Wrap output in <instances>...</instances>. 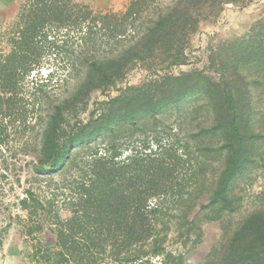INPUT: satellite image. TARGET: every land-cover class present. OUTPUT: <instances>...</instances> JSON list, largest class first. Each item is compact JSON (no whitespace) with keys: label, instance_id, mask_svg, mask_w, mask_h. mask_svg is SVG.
Masks as SVG:
<instances>
[{"label":"trees","instance_id":"obj_1","mask_svg":"<svg viewBox=\"0 0 264 264\" xmlns=\"http://www.w3.org/2000/svg\"><path fill=\"white\" fill-rule=\"evenodd\" d=\"M151 1L131 0L122 13L75 0L20 3L0 53V248L16 220L36 264H189L168 248L173 229L185 225L189 239L199 221L238 209L236 182L264 160V17L210 47L205 67L173 73L189 63L190 38L208 14L200 0H169L148 13ZM42 56L60 63L61 78L42 71ZM135 65L146 79L121 85ZM98 92L105 97L91 103ZM185 102L207 121L183 141L120 138ZM209 168L211 190L195 213ZM65 173L72 180L61 192L36 190ZM261 193L262 204L226 234L210 264H264ZM169 205L184 206L173 225L162 220ZM12 206L25 214L12 216ZM45 228L53 245L39 238Z\"/></svg>","mask_w":264,"mask_h":264},{"label":"rangeland","instance_id":"obj_2","mask_svg":"<svg viewBox=\"0 0 264 264\" xmlns=\"http://www.w3.org/2000/svg\"><path fill=\"white\" fill-rule=\"evenodd\" d=\"M75 1L89 6L94 12L110 11L114 13H122L131 0ZM219 1L218 3L215 2L216 5L213 6L210 5L211 0H200V3H197L200 10L205 11L208 16L207 18L200 20L196 32L190 38L189 47L187 48V51L189 50V63L180 67H173L169 70L170 72L177 73L181 70L205 67L210 47L216 46L224 39L242 35L247 32L256 21L264 17V0H236V3L223 0ZM21 2L22 0H11L7 3L5 0H0V53H6L8 50L6 42L7 33L16 28L15 23L17 22ZM168 2L169 0L151 1L147 12L151 13L153 8H157ZM145 14L143 11L140 20H144ZM47 59L48 58H45L44 56L41 57L42 71L46 69L48 70V68H53L54 71L56 70L58 77L61 78L62 69L59 66L60 63L49 61ZM68 63L69 62H66V64ZM147 75L148 72L142 66L135 65L128 71L125 78L121 81V85L138 84L145 80ZM60 84L61 82L58 81V86L54 88V92L57 95L62 92V86H60ZM107 93L114 95L115 91L110 89ZM104 97L105 95L98 92L91 97L90 102H97ZM259 102L260 106H258V113L263 119L262 122L264 126V89ZM194 106L191 102H185L177 109L167 110L158 115L156 121L149 125V127L144 129H132L133 131L128 130L124 132L120 138L126 144H131L132 142L138 144L140 141L139 138L143 139L147 135H156L162 139L163 142H166L167 140L183 141L187 138L186 134H190L196 130V126L199 123L207 121V115L203 114L204 110L202 109L203 112H196L194 111ZM83 156L84 155L82 154L79 155V157ZM213 173L214 170L210 168L205 172L203 179L205 180L206 186L204 187L206 190L203 191V195L197 200V205L193 207L195 213L199 212L198 203L206 202L205 196L211 190L210 186L214 178ZM63 176L55 174L54 178L49 183V186L46 184V181H40L41 187H36V190L41 196L44 195L47 198L52 191L61 192L63 189L61 187L72 180L70 179V173H65ZM15 190L17 194H19L21 188H15ZM233 190L235 196L239 200V207L236 211L223 214L222 218L219 220L204 219L199 221L198 225L188 233V236H190L189 239H185V225L179 232L173 229L172 233L168 235V248L173 252H181L184 255L186 263L210 264L212 259L216 256V250L220 247L222 241H224L226 234L236 226L242 217L262 204L263 198L261 192H264V160L259 161L256 167L240 178L236 182ZM62 198L63 197L59 196L55 205L63 206L64 202H62ZM183 208L184 206L169 205L162 215V220L166 223L170 222L172 225L174 222H180L178 216L181 214L180 210ZM16 213L21 215L25 214L20 211L18 207L12 206V216ZM63 214L65 215L66 212H63ZM4 222H6V219L1 218L0 224H4ZM17 224L16 220H12L10 226L5 232L0 248V264H36L28 260L26 254L29 245L25 241L24 236L18 230ZM181 233L183 234L180 235ZM39 238L50 245H53L55 241L53 232L48 228H45L39 233ZM183 241L185 243H183ZM151 262L152 264H161L159 258H154Z\"/></svg>","mask_w":264,"mask_h":264},{"label":"crops","instance_id":"obj_3","mask_svg":"<svg viewBox=\"0 0 264 264\" xmlns=\"http://www.w3.org/2000/svg\"><path fill=\"white\" fill-rule=\"evenodd\" d=\"M1 1H4V0H1ZM11 0H5V2H7V3H9ZM7 9H8V7H7Z\"/></svg>","mask_w":264,"mask_h":264}]
</instances>
